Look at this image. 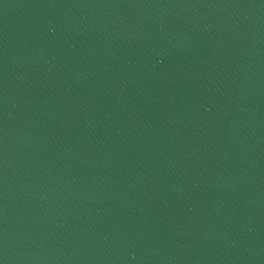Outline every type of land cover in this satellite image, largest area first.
Wrapping results in <instances>:
<instances>
[{"label": "water", "instance_id": "1", "mask_svg": "<svg viewBox=\"0 0 264 264\" xmlns=\"http://www.w3.org/2000/svg\"><path fill=\"white\" fill-rule=\"evenodd\" d=\"M0 264H264V0H0Z\"/></svg>", "mask_w": 264, "mask_h": 264}]
</instances>
